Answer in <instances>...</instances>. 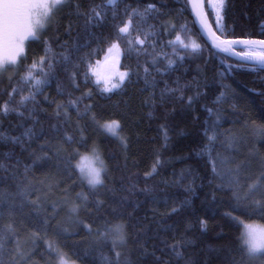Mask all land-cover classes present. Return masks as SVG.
Returning a JSON list of instances; mask_svg holds the SVG:
<instances>
[{
	"label": "snow or ice",
	"instance_id": "snow-or-ice-1",
	"mask_svg": "<svg viewBox=\"0 0 264 264\" xmlns=\"http://www.w3.org/2000/svg\"><path fill=\"white\" fill-rule=\"evenodd\" d=\"M228 2L207 0L214 16L210 23L204 10L205 0H184L178 10L170 7L169 0H150L143 4L141 0H102L101 3L95 0H0V80L7 77L11 85V81L19 77L20 84L30 85L27 95L22 94V87H12L11 91L4 90L0 94V146L7 149L0 148V219L8 221L0 226V264H40L34 259L40 241L45 244L41 253L45 264H66L59 238L79 235L80 229L90 238L88 247L78 248L79 242L73 241V254L86 264H212L209 256L198 258L199 253L193 250L196 238L187 235V227L178 235L175 225L168 222L171 216L190 205V199L177 203L167 193L161 197L155 187H138L131 177L128 183L121 178L119 187L115 186L114 179L110 185L106 180L107 164L95 143L90 153H81L74 145L86 143L85 133L91 125L94 131H103L118 139L127 151L128 139L120 134L121 121L102 122L94 109L99 103L97 96L110 100L113 94H123L129 85L142 82L143 87L138 91L147 95L142 96L140 103L149 109V117L157 106L173 101L195 111L202 95L198 82L192 95H186V90L193 85L180 86L179 78L174 82L177 87H169L164 81V87L157 92L160 84L157 76L176 71L186 59L177 50V44L190 55L203 53L200 44L184 43L178 34L175 40L163 38L176 30L177 12L183 13L189 6L199 19L200 29L211 36L210 48L229 52L243 45L248 51L238 54L242 60L251 64V70L264 71V39L223 38L228 29ZM64 20H67L66 25ZM151 20L158 21L159 28L156 23H149ZM179 27L184 29L186 25ZM50 31L54 35H46ZM217 31L221 35H216ZM62 35L69 39L62 40ZM33 42L43 44L44 55L25 64L27 48ZM53 43L59 51L53 48ZM93 44L97 47L93 48ZM104 45H107L104 61L97 60L93 64L92 57L103 51ZM168 47L171 53L164 51ZM121 56L134 58L135 68L129 65L126 71H119ZM141 57L150 59L141 63ZM57 67L64 72L66 83L59 79ZM22 69H26L24 75L20 74ZM53 82L58 96L67 95L66 101H56L44 94V88ZM89 84L94 87H88ZM75 92L80 95H74ZM229 95L230 92H221L214 103L222 104ZM38 96L55 104L51 113L41 107ZM124 104L127 106L128 101ZM116 106L119 107V102ZM205 110L214 119L204 121L202 135L207 142L196 155H206L211 161L212 175L208 184L212 186V199H216L217 192L227 193L234 211L264 218V152L249 145L246 135L233 128H222V123L229 122L225 110L207 107ZM13 113L16 121L9 120L10 127L5 128L4 120ZM42 113L51 121L47 126L40 119ZM28 121L30 123L26 124ZM248 127L246 122L245 128ZM17 128L22 131L13 135L12 131ZM160 128L164 139L162 147L166 149L169 127L162 124ZM251 129L255 139L264 142V124L252 122ZM217 144L223 151H216ZM238 156L243 158L238 160ZM165 163L158 155L145 177L159 175L158 169ZM45 166L56 172L46 173L43 179L35 176L36 169ZM193 171L189 166L179 174L174 172L173 180L162 179L159 183L166 188L183 187L185 192L195 195V180L199 177L193 176ZM74 174L75 180L72 179ZM63 176L71 183L61 188ZM189 176L192 179L185 184ZM77 184H86L89 192L81 190L73 194L72 188ZM56 190L61 195L55 196ZM138 194L143 195L144 200L137 198ZM145 203H150L151 207L145 210V215L137 216ZM160 204L164 205L163 212L158 207ZM65 208L67 214L57 219ZM81 212L94 217L96 226L86 223ZM109 214L116 219H109ZM226 215L234 225L242 226L238 244L210 247L208 251L215 252L222 264H264V225L245 222L232 213ZM28 223L37 230H29ZM200 224L206 227L207 221L201 220ZM49 229L58 238L55 244L46 239ZM63 246H67L66 243Z\"/></svg>",
	"mask_w": 264,
	"mask_h": 264
},
{
	"label": "trees",
	"instance_id": "trees-1",
	"mask_svg": "<svg viewBox=\"0 0 264 264\" xmlns=\"http://www.w3.org/2000/svg\"><path fill=\"white\" fill-rule=\"evenodd\" d=\"M101 2L102 0H95V3ZM146 2H150V0H141L142 4ZM183 3L184 0H180L179 3H173L172 0H169V5L174 10L180 9ZM204 10L207 13L208 21L211 23L214 16L208 7L207 0H205ZM175 22L177 24L176 30L171 35H165L163 38L165 40H175L178 34L184 43L190 44L192 41H195L200 44L203 47V53L190 55L183 52L181 46L177 44V50L181 51V54L185 55L186 59L176 71L164 76H157V80L160 81L157 92H159L160 88L164 87V81H167L169 87H177L174 82L179 78L180 86L188 83L193 85L190 89L186 90V95H192L196 91L195 83L198 82L199 91L202 95L199 103L195 106V111H189L182 107L179 101H173L163 106H157L153 115L149 117V109L143 107L140 103L142 96L147 95V93H140L138 91L143 87L142 82L129 85L123 94H113L110 100L101 99L97 96L96 100L99 103L97 108L94 109L102 122L108 119H118L121 121L120 134L126 136L128 139L127 151L125 152L118 139L103 131H94L91 125H89L85 133L87 137L86 143L74 146L78 147L80 152L83 153L91 151L95 143L107 164L108 177H106V180L110 185L114 179L115 186L119 187L121 178L124 179L125 183H128V178L131 177V181L136 183L138 187H155L161 197L167 193L169 197L175 198L177 203L183 201L185 198L190 199V205L185 206L184 210L178 215L171 216L168 222L175 225L178 235L184 232L187 227V235L196 238V245L193 250L199 253V259L209 256L211 257L212 264H222L217 258V254L208 251V249L221 245L235 247L238 244V237L242 232V226L234 225L226 214L232 213V215L238 216L244 221H257L263 224L264 218L258 215L248 216L240 211H234L227 193L217 192L216 199H212V186L208 184V180L212 175L211 161L206 155H196L197 152L201 151L202 145L207 142L202 135L203 123L205 120L214 119V117H209L205 107L214 110L216 108L225 110L229 122L222 123V128H233L237 132L246 135L249 138V145H255L261 152H264V142L256 140L251 129L252 122H255L257 125L264 124V94H262L264 93V71H253L251 70V64L229 57L215 48H210L209 42L197 30L189 8L183 13L177 12ZM149 23H156L157 28H159L158 21L151 20ZM63 24L66 25L67 20H64ZM181 24H185L186 27L181 29L179 27ZM226 24L228 26L227 36L223 38L264 39V0H229ZM212 29L215 31V24H212ZM61 33H63V27H61ZM216 34L221 35L218 31ZM46 35L52 36L54 32L50 31ZM68 39V36L62 35V40ZM52 46L59 51L55 43ZM92 47L96 48L97 46L93 44ZM103 48V51L92 57V62L103 55L107 49V45H104ZM237 49L242 51L240 47ZM164 51L171 53L172 49L168 47ZM43 55L44 46L41 42L30 43L27 48L28 59L25 61V64H31L34 59L37 60ZM145 59L150 58L141 57V63ZM135 64L136 60L134 58L128 59L121 56L120 65L122 66L120 67L122 69L127 70L129 65L135 68ZM160 66L162 67L163 63ZM56 71L59 79L66 83L64 72L59 67H57ZM25 72L26 69H22L20 74L24 75ZM36 75H39V73L37 72ZM133 79L135 80V77ZM12 87H22V94L27 95L30 85L20 84L19 77L12 80L11 85L7 77L0 80V94L4 90L11 91ZM88 87H94V85L89 84ZM221 92H230V95L222 104L217 105L214 102ZM44 94L56 101H66L68 99L67 95H57L55 82L51 86L44 88ZM74 95L78 96L80 92H75ZM16 99H19V94L16 95ZM37 99L41 101V107L48 109L49 113L55 108V104H49L47 101H44L43 96H38ZM125 100L128 101L127 106L124 104ZM88 102L85 101V103ZM117 102H119V107L116 106ZM100 105L104 107L101 108ZM232 105L234 107H231ZM173 109L175 110L173 111ZM72 115L73 119H75L74 112ZM195 117H198V119ZM16 119L17 117L13 113L4 120L3 126L9 128V120L15 122ZM40 119L45 123V126L51 123L46 114L42 113ZM232 121H235V123H232ZM246 122L249 125L248 128H245ZM27 123H30V121ZM162 124H167L169 127L168 135L170 139L166 149L162 147L164 144L163 133L160 128ZM21 131L22 129L17 128L12 131V134L16 135ZM35 146L33 144V147ZM0 148L7 150L3 146H0ZM17 151H19L18 148ZM216 151H223V149L217 144ZM158 155L160 159L166 161L165 165L158 169L159 175L146 178L144 174L151 170ZM125 156L127 159H125ZM180 157L186 158L179 159ZM242 158L243 156L237 157L238 160ZM25 162L30 163L31 161L25 160ZM189 166L194 170L193 176L199 177L195 180V195L185 192L183 187L171 186L166 188L165 185L159 183L162 179L173 180L175 178L173 176L174 172L179 174L181 169H187ZM48 172L55 173L56 170L50 166L37 168L35 176L43 179L44 175ZM72 179H76L75 174L72 176ZM191 179L192 177L189 176L184 183L190 182ZM63 180L64 183L60 185L61 188L71 183V180L66 176H63ZM201 184H203L202 187L200 186ZM81 190L85 193L89 192L86 184H77L72 188V193L74 194ZM59 195H61L60 191L56 190L55 196ZM137 198L144 200L141 194H138ZM150 207V203L143 204L136 215H145V210ZM158 207L161 212L165 210L163 204H160ZM49 212H51L50 207ZM66 214L67 209L65 208L59 213L57 219H62ZM147 214L151 215L150 212ZM81 217L85 218L86 223H93L95 219L94 217L86 216L83 212H81ZM109 219L115 220L116 218L109 214ZM124 219H127V217H124ZM201 220L207 221L206 227H201ZM7 222L6 218L0 219V226ZM188 225L191 226L188 227ZM95 226V223H93V227ZM28 228L29 230H37L32 227L31 223H28ZM129 230L134 231L132 228ZM22 235H26V233ZM46 239L55 244L58 238L49 229ZM89 239L87 232L83 229H80L79 235L70 238H59L64 259L72 264L74 261L75 264H86L84 260H77L73 254V241L79 242L77 244L78 248H86L88 247L87 242ZM65 243L67 246H63ZM44 248V242L40 241L34 257V259L40 261V264H45L44 259L41 257ZM104 251L107 252V249H104ZM44 256H47V253H44Z\"/></svg>",
	"mask_w": 264,
	"mask_h": 264
},
{
	"label": "water",
	"instance_id": "water-1",
	"mask_svg": "<svg viewBox=\"0 0 264 264\" xmlns=\"http://www.w3.org/2000/svg\"><path fill=\"white\" fill-rule=\"evenodd\" d=\"M189 8V10H190V12H191V16H192V18H193V20H194V22H195V25H196V28H197V30L200 32V34L209 42V44L211 45V43H212V40H211V36H209L205 31H203V30H201L200 29V23H199V19L195 16V14L191 11V8H190V6L188 7ZM207 18V17H206ZM208 20V19H207ZM214 31V30H213ZM217 35V34H216ZM232 39H236V38H232ZM239 39H257V38H239ZM243 45H237V46H235L234 47V50L233 51H229V52H223V51H220V50H218V49H216V50H218V51H220V52H222L223 54H225V55H227V56H229V57H232V58H234V59H236V60H239V61H242V62H244L243 60H242V58L238 55L239 53H241L237 48H241ZM248 64H250V63H248Z\"/></svg>",
	"mask_w": 264,
	"mask_h": 264
},
{
	"label": "rangeland",
	"instance_id": "rangeland-1",
	"mask_svg": "<svg viewBox=\"0 0 264 264\" xmlns=\"http://www.w3.org/2000/svg\"><path fill=\"white\" fill-rule=\"evenodd\" d=\"M208 7H209V9H211L209 5H208ZM241 49H242V51H240L241 53H242V52H245V51H248V49H246L244 46H242ZM106 52H107V49L105 50V52L103 53V55H102L99 59H96V60L93 62V64H95V62H96L97 60L103 62V61H104V58H105V54H106ZM37 60H38V59H37ZM120 61H121V57H120ZM119 71L123 72V71H126V69H122L121 67H119ZM93 79H95V77H93ZM90 152H91V151H89V152H83V153H90ZM78 159H79V156H78L77 160H78ZM245 222H248V223L255 222L256 224L264 225L263 223H260V222H257V221H245ZM242 231H243V229H242ZM65 261H66V260H65ZM66 264H72V263L66 261Z\"/></svg>",
	"mask_w": 264,
	"mask_h": 264
}]
</instances>
